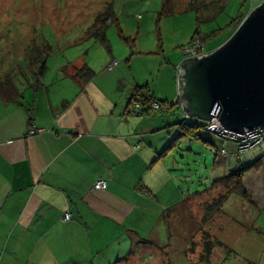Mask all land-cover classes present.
<instances>
[{
  "label": "crops",
  "instance_id": "obj_1",
  "mask_svg": "<svg viewBox=\"0 0 264 264\" xmlns=\"http://www.w3.org/2000/svg\"><path fill=\"white\" fill-rule=\"evenodd\" d=\"M170 58L178 68L184 59L179 52ZM121 64H88L95 70L88 82L68 66L49 77L47 65L42 85H22L16 102L0 97V264H147L151 247H171L188 204L181 206L175 148L163 153L174 138L166 132L176 123L167 106L177 95ZM144 85L163 106L144 110L131 101ZM99 178L106 189L95 188ZM238 217L242 233L257 224Z\"/></svg>",
  "mask_w": 264,
  "mask_h": 264
},
{
  "label": "rangeland",
  "instance_id": "obj_2",
  "mask_svg": "<svg viewBox=\"0 0 264 264\" xmlns=\"http://www.w3.org/2000/svg\"><path fill=\"white\" fill-rule=\"evenodd\" d=\"M199 1L0 0V75L7 73L18 62L27 66L29 49L33 45L41 46L46 53L48 50L45 48L50 45L52 48L47 55V65L51 70L49 77L60 76L62 71L59 68L62 66L76 71L89 64L95 66V70H111L122 62L121 70L126 69L129 73L132 69L134 73L148 75L151 88L166 91L171 96L176 93L177 96L170 102H177L178 97L180 99L179 68L170 56L177 55V52L180 57L183 56L182 47L191 41L197 30L205 34L226 27L240 11L248 13L263 0H224L222 7L211 14L199 10ZM111 3L120 27L113 22L105 28L111 45L107 47L95 33L103 26L100 14ZM230 26L204 40V46L209 49L222 41ZM111 53L119 61L112 68L109 67L113 61ZM107 61L111 62L107 64ZM19 78H22L19 84L25 85L23 76L19 75ZM167 107L172 108L169 117L176 122L186 119L188 123H193L198 120L187 117L180 104ZM153 114L167 115L168 112L157 109ZM173 126L168 127L166 132L175 137L178 127L176 124ZM199 131L200 139L184 136L171 143L175 148L172 157L181 162L178 173L186 195L182 197L181 206L188 203L185 208L190 212L185 215L186 209L181 208L183 212L178 223L182 231H177L176 227L175 240L167 251L161 248L156 251L152 247L147 250V264H205L200 263L205 247V231L222 242L214 247V261L206 264H264V157L259 169L250 172L244 180L249 198L231 193L224 181H215L212 185L216 178L229 173L230 169L239 164L248 165L261 157L264 143L238 155L235 144L224 136L201 128ZM215 146L226 148L228 157L220 152L215 156L211 150ZM202 190L196 195L195 191ZM225 193H229L228 199L221 203V210H214L210 217L208 205L217 208L220 197ZM238 215L249 217L245 219L246 224H249L248 220L256 219V226L242 233V227L234 221ZM238 221L244 222L239 217ZM163 237L167 243L169 235ZM142 253L143 250L138 249L137 254Z\"/></svg>",
  "mask_w": 264,
  "mask_h": 264
},
{
  "label": "water",
  "instance_id": "obj_3",
  "mask_svg": "<svg viewBox=\"0 0 264 264\" xmlns=\"http://www.w3.org/2000/svg\"><path fill=\"white\" fill-rule=\"evenodd\" d=\"M178 84L187 117L237 132L264 125V0L217 48L185 57Z\"/></svg>",
  "mask_w": 264,
  "mask_h": 264
},
{
  "label": "trees",
  "instance_id": "obj_4",
  "mask_svg": "<svg viewBox=\"0 0 264 264\" xmlns=\"http://www.w3.org/2000/svg\"><path fill=\"white\" fill-rule=\"evenodd\" d=\"M223 1L224 0H202V1L200 0L199 5H201V6H199V7L197 6V7L199 8V10H202L204 13L208 12L209 14H211L212 12H215L218 8L222 7L221 4ZM112 6H113V4L111 3L109 8L100 14L99 20H101V19L104 20L103 26H101L99 29H97L96 33H95L99 37L101 42L104 43V45H106L107 47H110L111 45H110L109 39L106 36L105 28L107 27V25H109L110 23H113V22H117L118 27H120L118 21L115 18V12H114ZM246 14H247V12L240 11V13L230 21V24L227 25L228 27L231 25L230 26L231 28L228 29L229 32H228V34H226L224 39L209 49H207L206 47L205 48L209 51H212L213 49H215L219 45H221L224 41H226L232 35V33L236 30V28L239 26V24L242 22V20ZM208 17H209V15H208ZM227 26L213 29L209 33H205V34H202L197 30L194 33L191 41L193 39H195L196 37H198V38H201V40L204 42V40H206L207 38L214 37V36L218 35L219 33H221V31L224 28H228ZM40 47L41 46H38L37 44H35L32 46L31 49H29L30 50L28 53L29 60H28V63L26 64L27 66H24L18 62V63H15L7 71V73H5L4 75H0V97L3 100H5L7 102H16L19 100L20 97L23 96L24 88H23L22 84H19V79H22V78H19V75L23 76V78H24L23 83L25 85H33L35 87L42 85L41 77L45 74V72L47 70V60H48L47 55H49V51L52 47L50 45H48L47 46L48 48H45L46 50H48L47 53L44 49L42 50ZM66 67H64V71H66V69H67ZM74 76L81 79L84 82H88L89 80H91L95 76V70L91 66H89L88 64H85L82 67L76 69ZM31 77H32V80H31ZM131 101H137V102H140L141 104H143L145 107L144 110L145 109L147 110V108H152L151 106H152L153 102H157L159 104V107L163 106L164 102H166V100L159 99L153 93H151L150 90L148 89L147 85L141 86L140 88L139 87L136 88L135 91L133 92L132 96H131ZM179 104H180V102L177 101V102L170 104V107L174 106V105H179ZM175 124L180 129V132L172 139V142L176 141L178 137H180V139H181V137H184V136L185 137L191 136L194 139H200V131H199L200 128L204 129L206 131H209L206 129L207 128V121H203V120H196L193 123H188L186 121V119H183L180 122H176ZM209 132H211V131H209ZM211 133H215V132H211ZM225 139H227V140H229L235 144V149H236V152L238 153V155L240 153L246 152V151L255 147L254 146L252 148L242 150L240 148V141L238 139L229 138V137H225ZM205 142H211V141L205 140ZM262 143H264V140L258 145H261ZM258 145H256V146H258ZM170 148H173L171 146V144L165 149V151L163 153L166 154ZM211 150L215 156L218 155V152H220L222 156L229 155V151L226 148L219 149L215 146V147L211 148ZM263 157H264V155H262L257 160H255L254 162H252L248 165L239 164V166H236V167L230 169L229 173H226L222 177L216 178L212 182V185L215 181H217V182L224 181L227 183V186L229 185L228 187L230 188L229 191H231V193L238 194L243 198H249L250 194H249L247 187L244 184V177L248 172L259 169V167L261 166V162H262ZM214 163H215V161H214ZM203 191L204 190L195 191V192H196V194H198L199 192H203ZM228 195H229V193H227V195L225 193L223 195V197H220V201L218 200L219 204L217 205V208H213V207H210L208 205V209H209V211H211L209 214L210 217L212 216L214 210H219V211L221 210V207H222L221 203L224 204V202L228 199ZM170 235H172V234L170 233ZM216 244L221 245L222 242L220 240L213 239L211 233L209 231H205V247H204V251L201 254L202 261L200 263L205 262V264H206V263H209V261L210 262L213 261V259H212L213 258V251H214V247L216 246ZM185 255L189 256V254H187V253H185Z\"/></svg>",
  "mask_w": 264,
  "mask_h": 264
},
{
  "label": "built area",
  "instance_id": "obj_5",
  "mask_svg": "<svg viewBox=\"0 0 264 264\" xmlns=\"http://www.w3.org/2000/svg\"><path fill=\"white\" fill-rule=\"evenodd\" d=\"M183 57H192L198 55L208 54L210 51L207 50L203 44L201 38L196 37L191 42L183 47ZM119 61L114 59L110 63L109 67L112 68L115 65H118ZM152 106L159 107L157 102L153 103ZM207 130L215 133H219L225 137L236 138L240 141V148L242 150L249 149L260 144L264 140V125L257 126L252 129H246L243 132H237L231 130L227 127H224L220 121L215 118L213 120L207 121ZM96 189H106L108 187V181L104 178H99L94 184ZM72 217V213L69 211L65 214V220H68Z\"/></svg>",
  "mask_w": 264,
  "mask_h": 264
}]
</instances>
